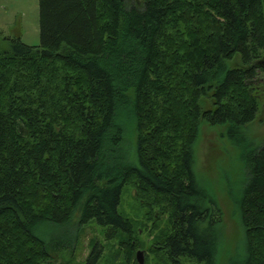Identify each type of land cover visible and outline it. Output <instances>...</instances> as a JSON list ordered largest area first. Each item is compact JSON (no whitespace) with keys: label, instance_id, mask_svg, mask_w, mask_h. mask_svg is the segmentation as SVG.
I'll list each match as a JSON object with an SVG mask.
<instances>
[{"label":"trees","instance_id":"obj_1","mask_svg":"<svg viewBox=\"0 0 264 264\" xmlns=\"http://www.w3.org/2000/svg\"><path fill=\"white\" fill-rule=\"evenodd\" d=\"M38 0V45L0 52V264H41L95 222L137 244L120 211L132 184L166 215L157 264H220L223 212L194 169L202 123L224 126L245 174L233 214L264 264V0ZM155 217V218H154ZM124 236L129 240L124 242ZM93 241L83 264H97Z\"/></svg>","mask_w":264,"mask_h":264},{"label":"rangeland","instance_id":"obj_2","mask_svg":"<svg viewBox=\"0 0 264 264\" xmlns=\"http://www.w3.org/2000/svg\"><path fill=\"white\" fill-rule=\"evenodd\" d=\"M140 5L138 0H128ZM19 39L28 45H38L39 13L38 0H0V52L7 50L11 39ZM264 75V74H263ZM264 77V76H263ZM260 105L256 118L247 125L246 134L257 142L264 141V90L257 92ZM224 126L202 123L195 144L194 169L202 185L217 199L223 212L221 231L223 235L220 264L236 261L244 252L241 229L233 214V200L238 197L245 170L239 159L237 142L222 137ZM119 211L133 224L135 248L130 263L125 261V251L119 239L106 241L102 228L95 222L83 226L75 248L46 260L41 264H83L93 241L102 244L103 253L97 264H138L136 252H143L144 264H157L159 255L150 251L154 237L166 228V215L160 214L154 220L148 218L147 207L136 195L134 185L124 187ZM124 242L129 236H124ZM196 264V263H187Z\"/></svg>","mask_w":264,"mask_h":264},{"label":"water","instance_id":"obj_3","mask_svg":"<svg viewBox=\"0 0 264 264\" xmlns=\"http://www.w3.org/2000/svg\"><path fill=\"white\" fill-rule=\"evenodd\" d=\"M136 260H137L138 264H144L143 252L141 250H138L136 252Z\"/></svg>","mask_w":264,"mask_h":264},{"label":"flooded vegetation","instance_id":"obj_4","mask_svg":"<svg viewBox=\"0 0 264 264\" xmlns=\"http://www.w3.org/2000/svg\"><path fill=\"white\" fill-rule=\"evenodd\" d=\"M263 66H264V61H263Z\"/></svg>","mask_w":264,"mask_h":264}]
</instances>
